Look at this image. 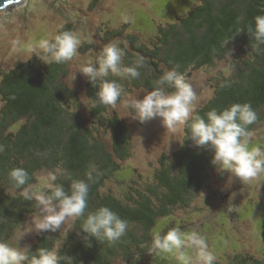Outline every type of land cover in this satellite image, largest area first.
<instances>
[{"label": "trees", "instance_id": "1", "mask_svg": "<svg viewBox=\"0 0 264 264\" xmlns=\"http://www.w3.org/2000/svg\"><path fill=\"white\" fill-rule=\"evenodd\" d=\"M258 14L264 15V0H198L184 17L160 24L148 44L125 33L128 25L122 30H105L98 38L104 44L117 42L125 53L124 66L142 60L143 67L137 79L111 73L103 79L116 80L126 93L134 95L151 91L154 81L174 67L190 83L198 70L230 60L228 71L213 83V98L194 112L204 116L213 108L249 103L259 117L249 126L254 134L264 126V45L252 47L253 38L247 32ZM71 28L68 25L61 31ZM85 47L81 52L92 48ZM69 69L68 62L45 64L35 56L2 76L0 144L5 151L0 153V241L10 239L36 211L34 202L23 200L20 189L12 186L10 169L23 167L32 177L30 183H35L46 171L62 167L67 175L56 182L67 189L71 179L86 180L89 165H95L86 211L109 207L128 221L126 235L115 243L89 237V247L80 228L83 219H77L68 231L39 233L31 251L57 245L60 254L69 258L62 264L151 261L156 255L149 253L153 230L163 234L174 228L161 225L208 191L211 173L217 171L211 163L213 152L195 147L183 135L179 148L162 155L149 176L134 171L130 179L120 178L124 164L133 156V131L121 107L95 102L99 80L95 86L86 81V106L69 83ZM187 130L185 125L184 133ZM215 264H264V254L246 251L223 262L216 259Z\"/></svg>", "mask_w": 264, "mask_h": 264}, {"label": "clouds", "instance_id": "2", "mask_svg": "<svg viewBox=\"0 0 264 264\" xmlns=\"http://www.w3.org/2000/svg\"><path fill=\"white\" fill-rule=\"evenodd\" d=\"M12 2L13 0H5L0 10L7 8ZM247 33L253 38L252 47L264 45V15L253 17ZM79 45L80 40L74 32L61 31L51 38L39 40L34 52L47 64H63L78 55ZM124 55L116 42H109L100 49L95 63L88 61L79 66L78 72L92 86L100 81L95 97L98 105L112 108L119 106L129 110L130 114L127 116L142 124L160 118L162 126L173 133L187 125L188 130L184 133L186 139H190L197 148L211 150L212 165L221 175L229 174L226 187L231 185L234 178L242 183H250L253 179L264 176V148L251 144L253 132L249 126L259 119L251 104L234 103L221 110L213 108L201 116L193 108L196 93L176 67L165 71L154 81L153 89L140 99L139 96L126 93L116 80L103 79L110 73L122 79L140 77L142 60H138L134 66H124ZM4 151V145L0 144V153ZM95 171V165H89L85 173L87 179H71L69 187L65 189L63 184L56 182L59 176L67 175L62 167L46 171L43 176L37 177L35 183H30L32 177L23 167L10 169L8 179L12 186L20 189L19 195L23 200L34 202L36 210L30 222L20 229L17 241L33 231L56 232L62 224L66 225L69 220L77 219H83L80 228L86 234L83 239L89 247V237L115 243L126 235L128 221L109 207L101 206L94 211H86L89 208V182L93 181ZM149 253L172 254L179 264H215L217 259L205 236L197 232L185 233L178 226L163 234L154 229ZM67 260L69 258L60 254L57 245L51 248L40 247L33 253L30 247L20 248L18 243L13 246L0 241V264H62V261Z\"/></svg>", "mask_w": 264, "mask_h": 264}, {"label": "rangeland", "instance_id": "3", "mask_svg": "<svg viewBox=\"0 0 264 264\" xmlns=\"http://www.w3.org/2000/svg\"><path fill=\"white\" fill-rule=\"evenodd\" d=\"M198 0H29L22 8L12 13L0 12V83L3 74L17 64L32 60L39 40L51 38L62 29L72 26L79 40L78 55L69 61V83L78 90L86 106L87 78L79 73V66L88 61L95 63L100 49L105 45L98 34L105 30H122L128 25V35L135 36L144 44L157 35L158 26L176 22L184 17ZM129 32V33H128ZM117 43V42H116ZM85 46L92 48L87 49ZM37 59L43 62L38 56ZM229 61V62H228ZM228 61H219L215 67H206L194 73L190 84L196 93L194 111L207 104L214 95L213 83L228 71ZM47 64V63H45ZM146 92L134 96L143 99ZM133 133L132 158L124 164L119 177L130 179L137 171L147 177L164 154H171L181 145L184 126L175 133L167 131L160 118L140 123L133 120L129 110L120 108ZM127 116V117H125ZM252 146L264 148V126L257 129L251 140ZM44 175V174H43ZM42 175V176H43ZM41 177V176H40ZM229 174L211 173L207 192L196 197L189 209L178 210L163 223L185 228V233L197 232L207 238L210 250L221 262L232 255L253 251L264 254V176L242 183L234 178L227 186ZM115 189V188H113ZM233 194H235L233 196ZM204 195V196H203ZM18 227L6 242L20 248L31 247L39 233H26L17 241ZM73 220L61 225L59 230H70ZM3 238V237H2ZM190 251V250H189ZM133 264H179L175 256L154 255L151 261Z\"/></svg>", "mask_w": 264, "mask_h": 264}, {"label": "water", "instance_id": "4", "mask_svg": "<svg viewBox=\"0 0 264 264\" xmlns=\"http://www.w3.org/2000/svg\"><path fill=\"white\" fill-rule=\"evenodd\" d=\"M29 2V0H19V2H17V0H13V2L11 4L8 5L7 8H3V10L1 11H5L7 13H12V9L14 8H22L24 7L27 3ZM5 3V0H0V6H2Z\"/></svg>", "mask_w": 264, "mask_h": 264}]
</instances>
